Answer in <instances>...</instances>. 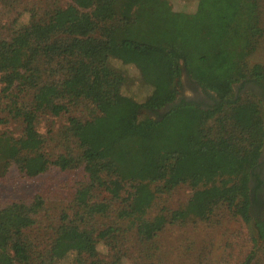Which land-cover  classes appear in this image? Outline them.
I'll list each match as a JSON object with an SVG mask.
<instances>
[{
  "label": "trees",
  "instance_id": "1",
  "mask_svg": "<svg viewBox=\"0 0 264 264\" xmlns=\"http://www.w3.org/2000/svg\"><path fill=\"white\" fill-rule=\"evenodd\" d=\"M263 3L198 0L188 13L168 0H71L43 11L33 6L29 23L9 36L0 31V103L10 102L0 122L8 114L22 125L19 137L0 132V182L34 186L53 166L63 172L83 166L90 181L78 192L88 219L62 214L42 249L31 234L42 200L0 206V264H123L132 233L136 264H154L162 252L156 239L169 223L207 220L224 206L249 224L252 202L264 191L256 174L264 104L234 86L247 78L264 84V65L249 62L264 37ZM112 60L139 70L152 89L144 102L123 94L126 78ZM184 75L215 94L213 104L175 103ZM78 100L98 114L69 118L63 135L77 149L52 160L39 117L62 116ZM195 176L207 182L194 188L184 208L149 216L158 195L191 185ZM92 188L121 202L88 201ZM256 227L264 238V221ZM99 241L110 254L91 250Z\"/></svg>",
  "mask_w": 264,
  "mask_h": 264
},
{
  "label": "rangeland",
  "instance_id": "2",
  "mask_svg": "<svg viewBox=\"0 0 264 264\" xmlns=\"http://www.w3.org/2000/svg\"><path fill=\"white\" fill-rule=\"evenodd\" d=\"M168 1L175 11L191 13L195 11L198 0ZM68 4H71V0H0V31L3 36H9L15 30L29 23V10L33 6L39 7L43 11L53 9L56 6H67ZM262 16L264 26V3ZM260 42L259 49L249 59L251 65H264V37ZM111 65L122 72L126 78V83L122 88L123 94L133 97L138 102H144L152 89L143 82L139 70L133 65H124L117 60H112ZM2 88L3 86L0 83V92ZM178 91L179 97L182 94L185 97L193 98V92L185 89L183 83ZM237 91L238 89H236ZM250 92V89L245 88L241 95L245 96ZM32 93L31 90L26 95L27 103L32 99ZM21 96L24 95L21 94ZM6 103L9 104L10 102L5 101L2 103L1 99L0 120H4L3 117L6 116V113L1 112V108H4ZM96 114H98V111L94 105L84 100L69 104V111L62 116L42 114L39 117L37 130L45 139V151L50 158L55 160L60 154L72 153L74 149H77V143L72 142L69 144L63 135L65 126L69 123V118L75 117L86 121ZM7 116L8 121L5 123L4 121L0 122V132H7L15 137L21 136V122L14 120L8 114ZM83 169V166H80L71 171L63 172L53 166L39 180H36L34 186L31 183L10 186L0 182V206L12 200L34 201L37 198L42 200V210L37 215L36 225L31 233L35 241L37 240L36 244L39 249L48 246L52 232L58 225L62 214L66 213L70 220L80 216H83L84 219L87 218V215L83 213L84 211L79 208L80 201L78 200V192L90 185L89 177ZM12 175L17 176V173L13 172ZM204 178L198 181L199 177L195 176L192 179L193 181H190L191 185H181L168 194L158 195L149 216L153 218L159 214H164L169 217L172 211L184 208L191 198L194 188L201 187L207 182ZM152 187L155 189V185ZM123 197H127V194H124ZM87 200L108 203L121 202V199L113 198L103 188H92ZM252 203V220L249 224L243 221L242 218L233 216L224 206L218 207L207 220L191 219L185 222L167 224L156 239L162 252L157 253L158 258L153 260V263L264 264V238H260L256 227L258 221H264V191L258 193L256 201L253 200ZM126 240L129 241L126 246L130 255L126 254L124 256L123 264H136V258L139 256V249L135 247L137 238L132 233V235L127 236ZM137 246L140 245L137 244ZM93 247L94 249L91 250H98L102 256L111 253L110 248L106 246L104 241H99ZM69 263L70 259L61 261L59 264Z\"/></svg>",
  "mask_w": 264,
  "mask_h": 264
},
{
  "label": "flooded vegetation",
  "instance_id": "3",
  "mask_svg": "<svg viewBox=\"0 0 264 264\" xmlns=\"http://www.w3.org/2000/svg\"><path fill=\"white\" fill-rule=\"evenodd\" d=\"M182 81H183V86L185 87V89L192 91L194 95H193V98H188L181 94L180 97L179 96L177 97V100L175 103L178 104L182 101L192 100L194 102L205 104V105L213 104V101H214L213 99L216 98L215 94L211 95V94L205 93L204 90L200 86H198L194 81H192L186 75L183 76ZM239 88L250 89L251 92L255 93L260 99H262L263 104H264V84H258L254 80L247 78L241 81L237 86L236 85L234 86L235 90ZM159 113H162V111ZM256 174L259 175V178L261 180H264V151L259 161V165L257 166ZM253 186L257 187V179H254Z\"/></svg>",
  "mask_w": 264,
  "mask_h": 264
}]
</instances>
